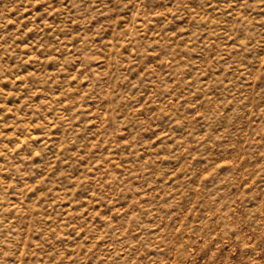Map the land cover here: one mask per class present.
<instances>
[{
	"label": "rangeland",
	"instance_id": "374dc122",
	"mask_svg": "<svg viewBox=\"0 0 264 264\" xmlns=\"http://www.w3.org/2000/svg\"><path fill=\"white\" fill-rule=\"evenodd\" d=\"M0 264H264V0H0Z\"/></svg>",
	"mask_w": 264,
	"mask_h": 264
}]
</instances>
